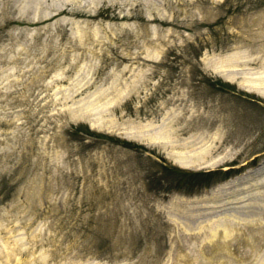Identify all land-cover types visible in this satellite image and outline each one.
<instances>
[{
    "label": "rangeland",
    "instance_id": "1",
    "mask_svg": "<svg viewBox=\"0 0 264 264\" xmlns=\"http://www.w3.org/2000/svg\"><path fill=\"white\" fill-rule=\"evenodd\" d=\"M240 83L264 0H0V264H264V186L212 192L264 175Z\"/></svg>",
    "mask_w": 264,
    "mask_h": 264
},
{
    "label": "bare ground",
    "instance_id": "2",
    "mask_svg": "<svg viewBox=\"0 0 264 264\" xmlns=\"http://www.w3.org/2000/svg\"><path fill=\"white\" fill-rule=\"evenodd\" d=\"M56 83V82H55ZM239 86L247 91H251V92H255L258 93L259 95H263L264 93L257 88V86H254L253 84H248V85H244L242 83L239 84ZM216 150L215 146H212L209 148V151L212 152L213 150ZM170 159H172V161L180 168L183 169H188V170H193L194 167H198L199 165H190V164H186L184 162H180L178 160H176L175 158H172L171 156H169ZM251 181V182H249ZM255 182V183H254ZM230 185H228V188L226 187H217L214 190H212V192H215L217 194H221V195H236L235 193L237 192H242V191H248V190H259V187L264 186V175L261 176L259 179H255V180H248V179H243L240 180L238 183H236V181H231V183H229Z\"/></svg>",
    "mask_w": 264,
    "mask_h": 264
},
{
    "label": "trees",
    "instance_id": "3",
    "mask_svg": "<svg viewBox=\"0 0 264 264\" xmlns=\"http://www.w3.org/2000/svg\"><path fill=\"white\" fill-rule=\"evenodd\" d=\"M207 176H209V174Z\"/></svg>",
    "mask_w": 264,
    "mask_h": 264
}]
</instances>
